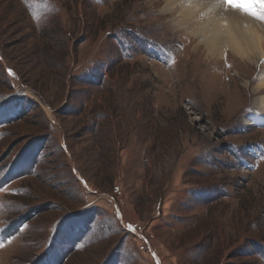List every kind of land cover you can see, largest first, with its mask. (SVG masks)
I'll use <instances>...</instances> for the list:
<instances>
[{
    "label": "rangeland",
    "instance_id": "obj_1",
    "mask_svg": "<svg viewBox=\"0 0 264 264\" xmlns=\"http://www.w3.org/2000/svg\"><path fill=\"white\" fill-rule=\"evenodd\" d=\"M163 3L0 0V264H264V60Z\"/></svg>",
    "mask_w": 264,
    "mask_h": 264
},
{
    "label": "bare ground",
    "instance_id": "obj_2",
    "mask_svg": "<svg viewBox=\"0 0 264 264\" xmlns=\"http://www.w3.org/2000/svg\"><path fill=\"white\" fill-rule=\"evenodd\" d=\"M159 1L164 2L160 13L173 16L175 11H179L173 19V27L179 31L185 30L198 39L211 59L223 58L227 51L243 65L257 66L264 60V26L249 14L254 11V5L251 6L254 1L248 0L245 4L246 1L234 0L235 6L226 8L221 0ZM257 81V91H264V73ZM257 113L258 117L264 120V98Z\"/></svg>",
    "mask_w": 264,
    "mask_h": 264
},
{
    "label": "built area",
    "instance_id": "obj_3",
    "mask_svg": "<svg viewBox=\"0 0 264 264\" xmlns=\"http://www.w3.org/2000/svg\"><path fill=\"white\" fill-rule=\"evenodd\" d=\"M112 194L114 197H120L121 196V191H120V187L119 186H115L112 189ZM143 229L142 227H133L132 229H127L126 230V234H131L133 236H135L136 238L140 239L142 242H144L146 245L145 246H141L140 248L143 250L144 248H148V252L151 253V255H155V251L151 248H149V239L151 236L146 237L143 236ZM152 238V237H151ZM150 238V239H151Z\"/></svg>",
    "mask_w": 264,
    "mask_h": 264
},
{
    "label": "snow or ice",
    "instance_id": "obj_4",
    "mask_svg": "<svg viewBox=\"0 0 264 264\" xmlns=\"http://www.w3.org/2000/svg\"><path fill=\"white\" fill-rule=\"evenodd\" d=\"M224 3L227 4L229 7H233L234 5V0H224Z\"/></svg>",
    "mask_w": 264,
    "mask_h": 264
},
{
    "label": "crops",
    "instance_id": "obj_5",
    "mask_svg": "<svg viewBox=\"0 0 264 264\" xmlns=\"http://www.w3.org/2000/svg\"><path fill=\"white\" fill-rule=\"evenodd\" d=\"M116 171L114 172V175H115ZM89 182H91L90 184L93 185L95 183H92V180H89ZM120 222H122V219H120ZM155 259V258H154ZM158 262V261H157Z\"/></svg>",
    "mask_w": 264,
    "mask_h": 264
},
{
    "label": "trees",
    "instance_id": "obj_6",
    "mask_svg": "<svg viewBox=\"0 0 264 264\" xmlns=\"http://www.w3.org/2000/svg\"><path fill=\"white\" fill-rule=\"evenodd\" d=\"M45 210H46V209H43V210H41V211L43 212V211H45Z\"/></svg>",
    "mask_w": 264,
    "mask_h": 264
}]
</instances>
